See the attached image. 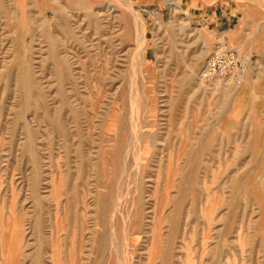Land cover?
<instances>
[{"label":"rangeland","instance_id":"374dc122","mask_svg":"<svg viewBox=\"0 0 264 264\" xmlns=\"http://www.w3.org/2000/svg\"><path fill=\"white\" fill-rule=\"evenodd\" d=\"M178 2L0 0V264H264V0Z\"/></svg>","mask_w":264,"mask_h":264},{"label":"built area","instance_id":"2783aa9c","mask_svg":"<svg viewBox=\"0 0 264 264\" xmlns=\"http://www.w3.org/2000/svg\"><path fill=\"white\" fill-rule=\"evenodd\" d=\"M246 61L238 52L221 43L208 56L199 80L205 85L215 86L231 83L236 88L243 85Z\"/></svg>","mask_w":264,"mask_h":264},{"label":"bare ground","instance_id":"6f19581e","mask_svg":"<svg viewBox=\"0 0 264 264\" xmlns=\"http://www.w3.org/2000/svg\"><path fill=\"white\" fill-rule=\"evenodd\" d=\"M166 2H168V4L170 5V7H171V10H177L178 11V7H179V2H178V0H166ZM106 7H108V4H107V6ZM112 17V16H111ZM111 19V18H110ZM140 20H141V18H140ZM104 21V20H103ZM102 21V22H103ZM137 21V20H136ZM142 21V20H141ZM144 22V21H143ZM142 25H143V23H142ZM138 29V28H137ZM141 29V28H140ZM138 31V30H137ZM136 32V31H135ZM137 34V33H136ZM139 34V33H138ZM137 34V35H138ZM87 37V36H86ZM135 37H137L136 35H135ZM139 38V37H138ZM137 38V39H138ZM140 39V38H139ZM138 39V40H139ZM141 40L143 41L144 40V26L142 27V29H141ZM110 41H111V38H110ZM140 41V40H139ZM137 43H138V41H137ZM141 43V42H140ZM143 44V43H142ZM141 44V45H142ZM136 45H138V44H136ZM94 47V46H93ZM112 47V46H111ZM137 49H139L140 50V48L139 47H136ZM142 49V48H141ZM137 51V50H136ZM138 53H140V52H138ZM69 59V58H68ZM216 87H220V86H222L221 84L220 85H215ZM140 97V96H139ZM134 160V159H133ZM134 169V168H133ZM139 185V184H138ZM118 197V196H117ZM125 221V220H124ZM112 227V226H111Z\"/></svg>","mask_w":264,"mask_h":264},{"label":"crops","instance_id":"0c3cea01","mask_svg":"<svg viewBox=\"0 0 264 264\" xmlns=\"http://www.w3.org/2000/svg\"><path fill=\"white\" fill-rule=\"evenodd\" d=\"M223 17H224V18L226 17V13H225V15H222V14H221V16H220L219 18H216V20H215V21H216V25H218V26L220 25L219 22H220V21L222 22V21L224 20ZM212 19H213V18H208V20H212ZM227 19H228V18H227Z\"/></svg>","mask_w":264,"mask_h":264}]
</instances>
